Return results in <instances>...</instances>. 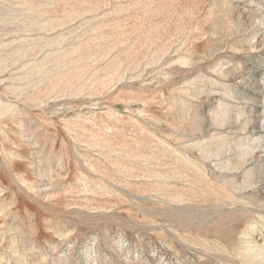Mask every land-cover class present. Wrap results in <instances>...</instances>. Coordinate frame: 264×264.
Returning <instances> with one entry per match:
<instances>
[{"label":"rangeland","instance_id":"374dc122","mask_svg":"<svg viewBox=\"0 0 264 264\" xmlns=\"http://www.w3.org/2000/svg\"><path fill=\"white\" fill-rule=\"evenodd\" d=\"M0 264H264V0H0Z\"/></svg>","mask_w":264,"mask_h":264}]
</instances>
